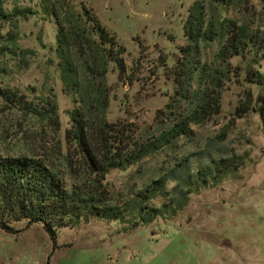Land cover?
<instances>
[{
	"label": "rangeland",
	"instance_id": "1",
	"mask_svg": "<svg viewBox=\"0 0 264 264\" xmlns=\"http://www.w3.org/2000/svg\"><path fill=\"white\" fill-rule=\"evenodd\" d=\"M69 1L91 10L125 49V73L111 71L107 77L106 121L125 125L139 135L151 133L161 113L184 93L175 84L173 64L178 49L185 45L187 12L197 0ZM211 3L222 17L264 34V11L258 0ZM3 5L10 14L11 1L3 0ZM33 5L24 0L17 7ZM8 21L0 19V35L15 32L20 48L36 50L38 57L29 55L20 63L19 57L0 51V89L25 94L30 88L53 90L62 124L60 131L46 123L37 125L0 101V148L6 153L41 154L59 169L68 187L84 186L88 172L83 160L76 149L64 146L63 139V131L70 128L66 113L72 108V97L62 95L56 85V58L49 54L46 62L41 61V55L49 52L40 45L50 44L54 35L49 18L29 16ZM215 54V46H205L200 56L210 65ZM248 61L245 66L239 61L232 64L253 72L264 65L259 59ZM226 79L229 82L222 92L218 117L192 126L194 137L181 140L173 153L149 159L138 169L113 170L107 181L113 200L120 203L157 180L177 159L196 154L200 160L192 159L194 164L198 160L209 164L212 159H240L242 166L234 176L191 195L177 217L158 219L149 226L132 229L119 221L95 219L60 229L55 243L38 225L11 224L13 232L9 233L0 227V264H264V129L255 114L237 119L243 89L231 75Z\"/></svg>",
	"mask_w": 264,
	"mask_h": 264
},
{
	"label": "trees",
	"instance_id": "2",
	"mask_svg": "<svg viewBox=\"0 0 264 264\" xmlns=\"http://www.w3.org/2000/svg\"><path fill=\"white\" fill-rule=\"evenodd\" d=\"M10 1L13 10L6 14L0 0L1 20L9 23L8 20H26L29 16L49 18L54 35L50 44H39L49 52L41 55V61L46 62L49 54L56 58V85L62 95L72 97V108L66 113L70 128L63 131L64 146L78 151L88 181L84 186L68 187L59 169L43 155L19 150L6 153L0 148L3 231L13 232L9 225L15 223L38 225L55 243L60 229L95 219L119 221L132 229L149 226L158 219L177 217L187 207L191 195L215 187L238 172L242 166L240 159H212L203 164L197 154L184 156L157 180L120 203L113 200L107 181L113 170L138 169L149 159L173 153L181 140L194 137L192 126L218 117L229 75L243 89L237 119L255 114L264 129V65L253 72L232 64L239 61L244 65L249 58L264 61V34L214 12L211 2L223 0H197L188 10L183 23L185 45L178 49L172 74L184 93L161 113L157 128L140 135L125 125L106 121L107 77L111 71L125 73V49L106 32L97 16L83 4L75 6L69 0H30L34 3L31 8L17 7L24 0ZM258 3L264 11V0ZM16 27L14 24L12 28ZM36 40L41 43L39 36ZM0 41V51L19 57L20 63L23 57H38L36 50L20 48L15 32L0 35ZM205 46L216 47L213 64L200 56ZM27 92L0 89V101L37 125L46 123L60 131L62 121L53 90L30 88ZM179 103L182 106L178 107ZM192 159L199 160L194 164Z\"/></svg>",
	"mask_w": 264,
	"mask_h": 264
}]
</instances>
